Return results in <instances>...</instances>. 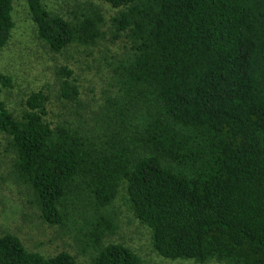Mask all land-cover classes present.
I'll return each instance as SVG.
<instances>
[{"label":"trees","instance_id":"trees-1","mask_svg":"<svg viewBox=\"0 0 264 264\" xmlns=\"http://www.w3.org/2000/svg\"><path fill=\"white\" fill-rule=\"evenodd\" d=\"M14 1L0 0V48L13 34ZM95 1L119 9L113 38L129 44L90 112L73 69L60 65L58 93L75 115L52 120L42 89L16 114L3 97L13 76L0 70L12 181L49 223L82 220L87 259L30 250L5 230L0 264H142L130 245L109 239L121 205L162 257L264 264V0ZM27 6L37 38L56 52L103 36L93 3L71 18L44 0Z\"/></svg>","mask_w":264,"mask_h":264},{"label":"rangeland","instance_id":"rangeland-1","mask_svg":"<svg viewBox=\"0 0 264 264\" xmlns=\"http://www.w3.org/2000/svg\"><path fill=\"white\" fill-rule=\"evenodd\" d=\"M49 8L66 18L79 13L90 4L99 6L105 18L103 36L94 45L72 44L62 51L52 50L35 34L33 21L28 13L27 0L14 1L15 27L9 42L0 48V70L12 74L14 85L6 89L3 97L10 109L19 114L24 97L31 91L42 89L49 96V117L55 122L75 115V103L58 93L55 71L60 65L72 68L80 89V99L86 109H93L102 100L104 90L110 88L112 69L128 47V40L114 39L110 19L119 9L108 2L91 0H44ZM7 140L0 132V234L10 230L18 234L26 247L45 255L67 249L77 254L81 261V233L77 227L82 222L71 221L66 226L44 220L26 187L18 186L10 175L14 154L7 147ZM117 227L110 240L130 245L141 257L142 264H197L190 260H171L160 256L150 245L144 227L124 206L119 207ZM77 223V224H76ZM82 264V263H80ZM206 264H219L209 262Z\"/></svg>","mask_w":264,"mask_h":264}]
</instances>
